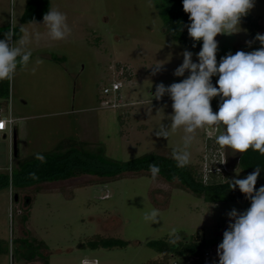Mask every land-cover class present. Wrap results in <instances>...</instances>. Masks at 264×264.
Listing matches in <instances>:
<instances>
[{"label": "rangeland", "instance_id": "1", "mask_svg": "<svg viewBox=\"0 0 264 264\" xmlns=\"http://www.w3.org/2000/svg\"><path fill=\"white\" fill-rule=\"evenodd\" d=\"M50 1V8L66 15L71 34L64 40L51 39L40 24L43 19L22 25L30 35L32 57L26 68L18 66L10 80L9 98L19 156L51 151L65 139L86 141L89 149L101 147L120 161L150 152L172 154L181 148L186 133L183 126L170 127L171 99L165 95L156 100L152 93L161 82L168 86L185 79L187 71L184 77L173 74L183 62L182 53L191 51L197 62L199 51L186 48L166 32L156 0ZM27 2L0 0V27L11 25L13 13L18 25ZM248 13L264 23V0H254ZM240 28L216 39L218 63L229 52L261 47L242 19ZM38 58L43 60L40 65L35 64ZM157 64L161 70L153 74ZM116 80L123 82L119 92L103 94L104 87ZM211 106L218 111L217 97ZM162 123L169 126L167 139L155 135ZM221 131L222 127L206 125L190 134L187 163L200 173L203 157L218 147L215 140ZM222 148L230 170L226 181L244 178L239 164L242 153ZM16 161L13 139L0 133V173H10ZM248 207L246 201L207 198L159 174L153 179L145 170L115 177L84 174L22 188L11 185L0 190V238L9 241V253L1 255L0 264H155L164 256L149 241L169 240L175 229L181 240L205 239L211 248L218 247L230 222L227 213ZM153 209L159 211L158 223L144 219ZM22 236L36 240L33 261L15 252L14 239ZM101 238H119L127 244H90Z\"/></svg>", "mask_w": 264, "mask_h": 264}, {"label": "clouds", "instance_id": "2", "mask_svg": "<svg viewBox=\"0 0 264 264\" xmlns=\"http://www.w3.org/2000/svg\"><path fill=\"white\" fill-rule=\"evenodd\" d=\"M182 5L189 15L190 23L186 25L189 37L194 42L202 41V47L196 53L197 62L193 61L191 51L184 50L183 62L173 74L184 77L187 71L188 76L168 86L161 82L152 93L156 100L165 95L171 99L170 127L175 130L183 126L186 133L183 146L173 149L172 158L177 167H184L190 158L187 150L193 139L190 134L206 125L223 128L215 140L219 146L238 153L252 148L264 155V34L255 36L261 45L259 49L237 51L235 54L229 52L221 57L219 63L216 55L217 35L240 32L241 18L254 7V0H182ZM12 20L9 30L3 34L4 38L0 39V80H11L18 66L26 68L32 57L28 49L29 33L21 28L23 35L15 40L14 13ZM40 24L47 28V34L53 40H64L71 34L67 17L59 10L49 8ZM42 63L39 58L35 61L36 65ZM161 67V64L154 65L153 74ZM31 70L35 73L36 68ZM214 76H218L216 85L211 79ZM216 97H219V106L218 111L213 112L211 100ZM0 125L2 129L5 121L0 120ZM155 135L167 139L169 126L162 123ZM36 159L46 162L41 154H37ZM149 171L156 179L160 168L152 163ZM260 171L256 167L244 178L229 180L232 190L238 187L250 200V207L243 212L233 208L227 213L230 222L217 248L218 264H264V186L256 188ZM29 175L33 179L38 178L35 173ZM144 219L158 223L159 211L153 209L145 213ZM168 237L172 244L180 240L175 229L169 232Z\"/></svg>", "mask_w": 264, "mask_h": 264}, {"label": "trees", "instance_id": "3", "mask_svg": "<svg viewBox=\"0 0 264 264\" xmlns=\"http://www.w3.org/2000/svg\"><path fill=\"white\" fill-rule=\"evenodd\" d=\"M156 5L164 19L166 32L186 48L200 51L202 41L194 42L188 35L186 25L190 23L189 15L183 10L182 0H156ZM50 7V0H28L20 18V23L14 25V39L18 40L21 37L23 24L30 23V21L42 20ZM241 19L253 38H255L257 33L263 34L264 23L260 17L248 13ZM10 26L0 27V39L4 38L3 34L9 30ZM194 43L196 44L195 47H193ZM211 79L213 85H216L218 76H214ZM10 85V80H0V100L4 104L9 102ZM217 99L219 101V97ZM88 145L89 143L86 141L65 139L60 141L51 151L34 153L22 158L18 154L12 171L10 173H0V190L11 185L13 188H22L39 182L66 180L84 174L115 177L126 171H149V164L155 163L160 168L159 175L171 182L178 180L195 193L212 199L224 198L226 200H240L250 203V200L245 198V195L240 192L238 187L235 190L230 188L229 180H212L206 184L202 181L200 172L194 164L187 163L184 167H177L172 154L150 152L126 161H120L107 156L103 148L97 147L92 150L88 148ZM37 154L43 155L46 162L41 163L37 160ZM239 164L246 175L254 171L256 167H259L261 171L256 188L264 186V155L249 148L240 155ZM30 173H35L38 178H31ZM16 194L14 195V199ZM25 207H30L29 198L25 202ZM27 219L28 215L25 214L23 221L25 222ZM90 244L94 247H113L124 246L127 242L119 238H101L91 241ZM148 245L156 248L164 256L161 261L155 264H169L170 257L172 256L190 257L198 264H201V258L205 250L210 247L209 242L205 239L194 237H185L183 240L180 239L176 244L170 243L167 239L151 240L148 242ZM14 249L26 261L30 262L36 258V240H29L25 236L18 237L14 239ZM8 253L9 241L0 238V257Z\"/></svg>", "mask_w": 264, "mask_h": 264}, {"label": "built area", "instance_id": "4", "mask_svg": "<svg viewBox=\"0 0 264 264\" xmlns=\"http://www.w3.org/2000/svg\"><path fill=\"white\" fill-rule=\"evenodd\" d=\"M12 25V22H11ZM125 71H121L120 75H123ZM123 87V82L120 80L113 81L110 86H106L103 89V94L110 95L112 92L118 93ZM115 105V104H114ZM0 120L5 121V126L0 129V133L4 136H9L11 140L14 137L15 128L14 122L15 118L12 115V105L10 102L4 104L0 100ZM229 163L225 152L221 146L218 145L216 149L212 152V155L203 157V168L200 173L201 179L204 183L208 184L212 180L226 181L230 170L228 168ZM217 248H207L201 258V264H218L219 257L217 255ZM173 259L169 264H198L193 258L187 257L188 261L185 263L182 259L172 256ZM84 264H94L89 262H84Z\"/></svg>", "mask_w": 264, "mask_h": 264}, {"label": "water", "instance_id": "5", "mask_svg": "<svg viewBox=\"0 0 264 264\" xmlns=\"http://www.w3.org/2000/svg\"><path fill=\"white\" fill-rule=\"evenodd\" d=\"M13 153L14 156H18L19 150H18V143H17V134L15 133L14 139H13ZM15 199L18 200V195L16 194Z\"/></svg>", "mask_w": 264, "mask_h": 264}, {"label": "crops", "instance_id": "6", "mask_svg": "<svg viewBox=\"0 0 264 264\" xmlns=\"http://www.w3.org/2000/svg\"><path fill=\"white\" fill-rule=\"evenodd\" d=\"M15 133L17 134V129L15 128ZM15 133H14V135H15ZM4 136V135H3ZM18 136V135H17ZM4 137H6V136H4Z\"/></svg>", "mask_w": 264, "mask_h": 264}, {"label": "snow or ice", "instance_id": "7", "mask_svg": "<svg viewBox=\"0 0 264 264\" xmlns=\"http://www.w3.org/2000/svg\"><path fill=\"white\" fill-rule=\"evenodd\" d=\"M0 126H2V125H0Z\"/></svg>", "mask_w": 264, "mask_h": 264}]
</instances>
